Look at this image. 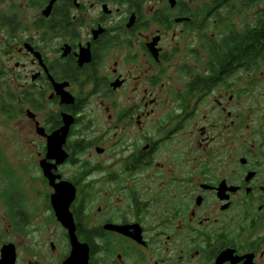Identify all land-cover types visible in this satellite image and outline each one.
Segmentation results:
<instances>
[{
  "label": "flooded vegetation",
  "instance_id": "obj_1",
  "mask_svg": "<svg viewBox=\"0 0 264 264\" xmlns=\"http://www.w3.org/2000/svg\"><path fill=\"white\" fill-rule=\"evenodd\" d=\"M245 1L0 0V264H264Z\"/></svg>",
  "mask_w": 264,
  "mask_h": 264
},
{
  "label": "rangeland",
  "instance_id": "obj_2",
  "mask_svg": "<svg viewBox=\"0 0 264 264\" xmlns=\"http://www.w3.org/2000/svg\"><path fill=\"white\" fill-rule=\"evenodd\" d=\"M262 9H264V2L259 3L256 7L252 8L251 10H242L241 16L236 18L233 22L236 23L237 27H240V28H242L246 22L248 24L249 21L252 22V25H254L256 23V20H257L256 16H257V14H259V12ZM257 74L258 75H255L254 77L260 78V84L258 85V87H255V89L253 91L252 99H251V96L245 97L244 94H241V97H238V100H237V109H238L237 111H238V113L245 114L248 117H250V119H248L246 117L243 118V120L248 121L245 126H247V125L252 126L251 120L255 116V115H253V113L259 114L260 111L262 109H264V105L260 103V98L258 97V95L262 91H264V67ZM243 86H244V84L238 85V88H241ZM251 107L253 109V113L250 115V114H248L247 109H249ZM2 126L3 125H0V134L2 132H4ZM16 145L14 147L18 150L19 148H17ZM29 160H30V168H32V162L31 161H34V159L29 157Z\"/></svg>",
  "mask_w": 264,
  "mask_h": 264
},
{
  "label": "trees",
  "instance_id": "obj_3",
  "mask_svg": "<svg viewBox=\"0 0 264 264\" xmlns=\"http://www.w3.org/2000/svg\"><path fill=\"white\" fill-rule=\"evenodd\" d=\"M261 0H246L241 8H254ZM264 1V0H263ZM237 56L246 57L248 51H251L252 60H264V10L258 14L257 24L252 27L248 35H237ZM247 51H245V50ZM243 52V53H242ZM246 52V53H245Z\"/></svg>",
  "mask_w": 264,
  "mask_h": 264
},
{
  "label": "water",
  "instance_id": "obj_4",
  "mask_svg": "<svg viewBox=\"0 0 264 264\" xmlns=\"http://www.w3.org/2000/svg\"><path fill=\"white\" fill-rule=\"evenodd\" d=\"M55 139H53L49 146V150L50 152L54 153L57 152L59 153V149L62 151L61 149V145L59 144V146L55 147ZM62 194H59V196H56V200L54 202L56 211H57V215L60 219V221L63 223V225L65 227H67L68 229H70L72 231V233L74 232V222H73V217L70 214L69 210H68V205H61L64 204L61 201L66 198L65 195L61 196ZM75 196V192L73 191L72 194H70L69 196V202H72L73 198ZM88 247L86 246H82L79 245L76 240H75V236H74V248H73V253H72V257H71V263L72 264H87V260H88Z\"/></svg>",
  "mask_w": 264,
  "mask_h": 264
}]
</instances>
